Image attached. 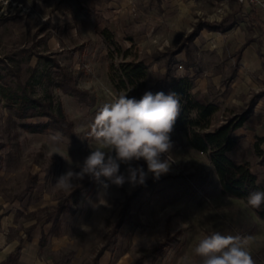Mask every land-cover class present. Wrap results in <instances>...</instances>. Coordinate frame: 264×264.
<instances>
[{
  "label": "rangeland",
  "instance_id": "obj_1",
  "mask_svg": "<svg viewBox=\"0 0 264 264\" xmlns=\"http://www.w3.org/2000/svg\"><path fill=\"white\" fill-rule=\"evenodd\" d=\"M123 3L117 0H0L1 72L10 69V73L21 75L23 82H33L46 68L44 57L48 56L74 70L79 86L95 97L92 104L80 103L54 89V96L75 124L76 135L67 137L18 129L22 156L16 168L6 160L12 148L7 140L6 102L0 97V145H3L0 146V262L24 241L20 264H92L97 257L99 264H134L138 260L141 264H191L195 259L192 256L195 241L218 231L253 237L255 264H264V220L244 201L222 195L211 163L190 147L184 133L174 130L169 155L175 162L167 174L161 175L170 178L160 181L149 174L142 192L131 201V210L138 216L141 227L132 231L125 224L113 237L116 243L108 244L107 220L112 225L118 221L126 197L136 186L125 183L123 192L111 185L105 196L106 203L98 199L100 185L86 176L74 182L84 186V192L73 212L63 216L62 234L49 235L51 223L43 220L31 233L32 240L27 241L29 228L36 224L30 215L43 217L45 207L55 206L69 196V192L55 188L57 178L70 168L79 171L76 164L82 163L92 148L97 147L90 136L94 116L103 103L117 95L108 77V50L102 30L108 29L124 49L135 45L134 50L148 65L152 85L165 73L163 62H156L154 53L166 47L177 48L199 20L228 19L227 24L237 21L225 33L204 30L194 40L193 55L199 65L197 79L207 82L205 92L211 87L216 90L223 107L242 106L264 90V26L253 24L240 14L233 17L231 0H128ZM249 9L260 22L264 21L263 8ZM248 39L250 44L254 40L262 67L253 72L242 69L240 58L237 74L230 79L237 62L236 51ZM182 58L186 59L184 51L177 55L179 62ZM180 66L177 72L185 75L186 68L180 69ZM35 68L39 73L33 79ZM240 70L257 87L236 96L238 105H226ZM11 77L16 80L15 76ZM3 82L0 80V85ZM44 89L42 82L36 87V96L43 97ZM260 100L264 101V96ZM263 147L264 144L260 156L251 157L255 165L264 159ZM167 155L161 159H167ZM141 161L147 171L146 163ZM134 166H138L137 162ZM125 168L121 165V173H125ZM34 176L38 185L30 190ZM6 211L11 220L5 221L7 226L2 230ZM181 231L182 235L169 243L163 256L143 254L144 249L162 245L167 234ZM120 259L124 260L120 262Z\"/></svg>",
  "mask_w": 264,
  "mask_h": 264
},
{
  "label": "trees",
  "instance_id": "obj_2",
  "mask_svg": "<svg viewBox=\"0 0 264 264\" xmlns=\"http://www.w3.org/2000/svg\"><path fill=\"white\" fill-rule=\"evenodd\" d=\"M231 3L232 16L235 17L242 12L243 5L238 0H231ZM227 20L224 19L221 22L199 20L177 48L166 47L163 51L154 53L152 55L154 60L163 62L165 73L158 77L152 85L149 84L148 65L145 59L141 58L134 50L135 45L124 49L108 29L102 30L101 35L108 50L109 81L116 94L127 93L129 97L137 99L141 98L146 91H151L153 94L156 92H164L165 94L175 92L178 94L181 108L174 125V131L184 133L190 147L204 155L211 163L219 180L221 194L246 203L251 192L264 191V181H259L258 176L253 171L255 164L251 161V157L255 158L261 155V145L264 144V138H259L253 147H247L245 157L241 161L234 160L231 153L243 145L244 138L237 136L236 131L254 113L258 100L264 96V90L256 93L249 101L239 107H223L218 100L219 95L212 87L207 92L195 91L199 65L193 55L194 40L204 30L225 33L237 25V21L227 24ZM250 21L255 25H260V27L262 25L259 19L252 14ZM248 44L249 41L238 51L237 62L232 69L230 79L235 78L239 69L238 62L241 53ZM183 51L186 53V59L179 62L177 55ZM44 58L46 68L33 82H23L21 75L10 73V69L7 70L8 72H1L0 68V80L4 81L0 85V97L6 102L5 107L8 114L6 120L7 140L12 148L8 151L6 160L8 165L10 164L14 168L19 166L17 164L22 156L18 129L21 128L32 133H59L67 137L76 135L75 124L69 120L62 103L54 96V89L80 103L92 104L95 101V97L90 91L79 86V77L74 70L48 56ZM178 65H182L187 71L193 70L195 75L191 76L189 73L180 75L177 72ZM38 70L37 68L34 69L33 79L39 73ZM11 76H15L16 80H12ZM42 82L45 83L44 95L43 97L36 96V87L41 86ZM141 162L140 160L137 164L143 167ZM258 163L264 164V161ZM176 177L183 178L180 175ZM169 178L170 176H162L159 180L164 181ZM30 185V190L38 185L36 176L32 177ZM145 185H137L126 197V204L115 224L112 225L107 220L108 233L105 235V239L108 244L116 243L117 240H114L113 237L119 234V230L125 224L130 226L132 231L141 227L142 223L138 216L131 210V201L140 195ZM120 189L124 192V185ZM83 192L84 186L77 184L65 200L55 206L45 207L43 217H37L34 213L31 214V220H35L36 224L29 228L28 233L30 234L27 241L32 240L31 233L39 227V223L43 220L51 223L49 235H61L63 216L73 212L80 203ZM251 209L260 219L264 220V204L259 209ZM109 224L110 229L108 228ZM182 233L181 231L174 235L167 234L162 245L152 249H144L142 250L143 254L145 256H163L169 243L176 240ZM23 243L24 241L0 264H20ZM44 244L45 241L42 240L41 245ZM92 264H99V258H95ZM134 264L141 263L138 260Z\"/></svg>",
  "mask_w": 264,
  "mask_h": 264
},
{
  "label": "clouds",
  "instance_id": "obj_3",
  "mask_svg": "<svg viewBox=\"0 0 264 264\" xmlns=\"http://www.w3.org/2000/svg\"><path fill=\"white\" fill-rule=\"evenodd\" d=\"M180 100L175 92L146 91L141 98L127 93L113 95L96 112L90 136L97 147L92 148L79 171L71 168L57 178L55 188L71 193L86 176L100 185L98 199H103L111 185L125 183L143 185L149 174L155 179L167 174L175 161L169 155L173 147L171 134L180 114ZM58 152V149H53ZM165 154L167 159H161ZM143 160L147 171L134 162ZM125 165V173L120 167ZM247 206L259 209L264 204V191L251 192ZM251 236L222 234L212 231L198 238L192 248L191 264H255Z\"/></svg>",
  "mask_w": 264,
  "mask_h": 264
},
{
  "label": "crops",
  "instance_id": "obj_4",
  "mask_svg": "<svg viewBox=\"0 0 264 264\" xmlns=\"http://www.w3.org/2000/svg\"><path fill=\"white\" fill-rule=\"evenodd\" d=\"M119 3L124 4L123 2L128 1V0H117ZM244 5V4H242ZM118 6V12H121L122 8L119 10ZM242 9V12L240 13V17H246L247 20L250 22V15L252 12H250V6L244 5ZM124 8V7H123ZM262 26H264V21L261 19ZM174 22V21H173ZM175 23H173V26ZM132 40V39H130ZM248 41H250L248 39ZM247 42V40L245 41ZM251 44L249 43L246 48L243 49V52L241 53V61H240V67L242 66V69H247L248 71L253 72L257 68H261L262 64L259 60L258 54L255 53V46L253 45L254 40H251ZM238 54V50L236 51ZM236 54V55H237ZM252 59V60H250ZM179 60H185V58L179 59ZM252 63L254 66H252ZM186 73H189L191 76L195 75V72L193 70L187 71ZM264 80V79H262ZM196 91H202L205 92L207 89V82L201 79H197L195 82ZM251 87H257L254 86L252 83L251 79L248 76H245V73L240 72L238 73V77L234 84L232 85V94L231 96L226 100V105H238L240 101L236 99V96H238L240 93L248 90V88ZM237 136H241L244 138V143L242 146L236 148L233 150L231 153V156L234 160L236 161H241L245 157V150L247 147L251 148L256 142V139L258 138H264V101L260 100L255 107L254 113L246 120V122L243 124V126L236 131ZM264 150V147L262 148ZM263 158V157H262ZM264 161V159H262ZM214 170V168H213ZM253 171L254 173L258 176L259 181H264V164H259L257 163L256 165L253 166ZM215 172V170H214ZM8 214V215H7ZM10 213L6 211V216H3V222L2 224V230L5 229L7 225H5V221L11 220L9 219ZM10 226V225H8ZM18 247V246H17ZM16 247V248H17ZM23 248V247H22ZM16 250V249H15ZM14 250V251H15ZM14 251L10 252L8 256L13 253ZM8 256L2 260L0 263L5 261ZM124 259H120V262L123 261Z\"/></svg>",
  "mask_w": 264,
  "mask_h": 264
},
{
  "label": "built area",
  "instance_id": "obj_5",
  "mask_svg": "<svg viewBox=\"0 0 264 264\" xmlns=\"http://www.w3.org/2000/svg\"><path fill=\"white\" fill-rule=\"evenodd\" d=\"M240 3L244 4V5H248L250 7H261L264 9V3L261 0H238ZM183 67L180 66V69H182Z\"/></svg>",
  "mask_w": 264,
  "mask_h": 264
}]
</instances>
